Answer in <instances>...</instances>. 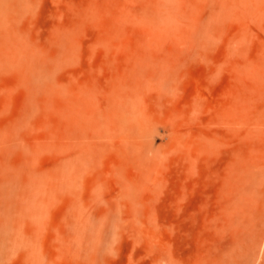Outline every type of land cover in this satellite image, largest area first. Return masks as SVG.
I'll list each match as a JSON object with an SVG mask.
<instances>
[{
    "label": "rangeland",
    "instance_id": "1",
    "mask_svg": "<svg viewBox=\"0 0 264 264\" xmlns=\"http://www.w3.org/2000/svg\"><path fill=\"white\" fill-rule=\"evenodd\" d=\"M5 27L0 39L22 54L0 56V178L8 165L29 181L68 176L52 178L37 221L20 217L4 264H204L226 253L232 170L264 161V140L241 122V101L259 103L264 88V0H20ZM32 56L50 77L36 94ZM91 219L93 259L71 239Z\"/></svg>",
    "mask_w": 264,
    "mask_h": 264
},
{
    "label": "bare ground",
    "instance_id": "2",
    "mask_svg": "<svg viewBox=\"0 0 264 264\" xmlns=\"http://www.w3.org/2000/svg\"><path fill=\"white\" fill-rule=\"evenodd\" d=\"M9 1L10 0H0V30L6 28L5 24L7 21V15L10 9L14 8L16 6V3L20 0H16L14 6H12ZM0 33L2 32L0 31ZM1 39V57H10L14 52L22 54V50L18 48L19 46H16L14 49H10V45H7L5 40L3 39V41ZM28 63L30 67L27 74V78L28 83L31 85L30 93L35 92L36 94L38 92H43L46 88L49 87L50 83V77L48 72L49 69L46 64L47 62L43 61L38 57L32 56ZM263 66L264 65L261 64V67ZM258 68L259 66L257 67V70ZM262 70L264 69L261 68V71ZM262 74L264 77V73ZM255 75L257 74L255 73ZM257 76H259V74ZM260 77H262L261 73L259 78ZM262 81L263 80L261 79L259 82H257L259 84L261 83V86L259 84H256V86H260L259 89H256L260 91L262 95L259 99L260 102L253 104L249 101L246 104L245 102H247V100L243 101V103L241 101L242 106L244 105L242 107V109L244 110L242 111L243 115L241 112H239L242 115L241 122L247 128V132L250 134L249 136H252L256 140H264V88L262 89ZM256 92L257 91H255L254 93ZM30 97L31 98L29 105L25 111V118L28 117L31 110L34 109L33 107L36 103V101H34V97L32 95H30ZM5 136L7 135H4V137L2 136L3 138L1 137V139H5ZM12 136L8 138L10 142L14 143L15 140L14 138H12ZM8 138H6V141ZM2 144L3 142L1 143V146ZM2 166L3 164H1V168ZM12 167H10L9 169L8 165L7 170H5L4 172V175L1 176L3 178H0V264L5 263L7 255L10 253L11 248L16 247L18 244L21 243V240H19V229L25 220L21 219L20 217H28L32 222L37 221L40 216L39 214L42 210V205L44 206L47 194H49L53 188L52 183L54 179L52 180V178L54 177L55 179L60 180V177H62V175L68 176V173H64V171L63 173L61 171H56V175H54L52 178H47L44 176L37 177V172V178L35 177L32 179V177L34 176L32 175V180L29 181L25 180L21 175V172H23L24 168L21 170L19 169L20 171L16 169L14 170V172H8V169L10 171ZM20 168H22V166ZM58 168H61L60 165L58 166ZM68 169L69 168L67 167V170ZM29 176L31 175L29 174ZM63 181H65V179ZM230 184H232V189L230 192V197L228 199V204L226 206L225 231H227L231 236V244L227 252L224 253L219 259L204 264H264V161L262 162L261 160H258L255 163H250V165L248 164L246 167H234L231 174ZM92 219L91 222L87 221V223L89 224L84 225L82 229H78L75 227L74 236L72 237L70 235L72 237L71 239H73V242L75 244V249H77L78 252H84L83 254L90 259L94 258V255L97 251V246L100 245L101 239V232L98 227L96 228V221L94 220V222H92ZM85 220L87 219L83 218V222ZM83 222L82 225L85 224ZM98 251L100 252V250ZM34 253V250H30L31 256L35 257ZM38 261L39 262L37 264L42 263L41 260Z\"/></svg>",
    "mask_w": 264,
    "mask_h": 264
}]
</instances>
